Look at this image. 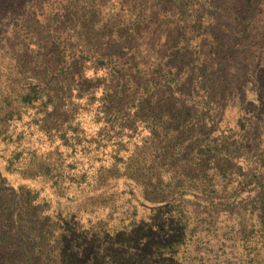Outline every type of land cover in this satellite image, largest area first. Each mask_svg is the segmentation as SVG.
<instances>
[{
	"label": "rangeland",
	"instance_id": "1",
	"mask_svg": "<svg viewBox=\"0 0 264 264\" xmlns=\"http://www.w3.org/2000/svg\"><path fill=\"white\" fill-rule=\"evenodd\" d=\"M37 156L48 174L24 171ZM0 200V264H53L107 221L134 240L110 264H133L186 220L180 257L225 242L217 264H243L264 218V0H0Z\"/></svg>",
	"mask_w": 264,
	"mask_h": 264
},
{
	"label": "trees",
	"instance_id": "2",
	"mask_svg": "<svg viewBox=\"0 0 264 264\" xmlns=\"http://www.w3.org/2000/svg\"><path fill=\"white\" fill-rule=\"evenodd\" d=\"M77 66L78 64H76L75 67ZM40 156H37L34 160H30L27 167L31 170L24 171L28 174L37 176L41 175L42 173L48 174L51 171L48 166V159ZM10 157L8 169L13 167V169H15L13 171H17L16 169L19 163L26 159V157L23 156V151L18 150V148H14L10 152ZM8 207V204L4 200H0V226L4 223L3 218L5 217L7 211H9ZM104 225L105 226L103 227L98 224L96 230L94 231L88 229L87 231L82 232L80 235L77 234L75 238L78 240H73L70 244L61 246L57 254L48 256L50 261L53 264H79L78 259L81 257L78 254L79 250H82L83 252L86 250H93L94 252L98 253L100 255L99 264H110L116 259L127 255L131 251L134 240L129 236V234L126 233V231H124V226L121 223L117 225L113 224L111 221L105 222ZM181 227L182 228L179 232V235H176L175 237V242L163 245V247L160 248V252L157 254V251H155L148 257H144L142 260H135L133 264H207L205 261V256L208 257L212 264H217V261L225 257V250L223 248L225 242H222L218 246V251L208 252L209 250L203 251L201 248L196 247L195 252L190 253L191 257H186L187 250L185 249L183 250L185 252L184 255L180 257L178 253L179 249L176 246L179 245L181 238H186V235L184 234L185 231H190L193 236H196L194 240L195 243H197L199 239V237L196 235V228L187 229L190 227L189 220H186L185 224ZM212 228L206 227L204 230L210 233ZM59 229H61V227H59ZM53 232L56 234V237L65 236V233L61 234L60 231L52 230L46 232L44 236L47 237V235L53 234ZM222 236L223 238L227 237L226 235ZM257 236L258 239L253 242L254 247L252 252H250L254 258L260 256L262 252V255H264V218L260 221ZM18 248L20 247L18 246ZM242 250L243 253H245V257L242 259L243 264H247L248 262H246V257L250 256V254H247L248 248L244 246L242 247ZM220 251H222L221 254Z\"/></svg>",
	"mask_w": 264,
	"mask_h": 264
}]
</instances>
